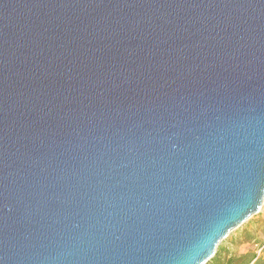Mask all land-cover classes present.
Wrapping results in <instances>:
<instances>
[{
    "label": "water",
    "instance_id": "obj_1",
    "mask_svg": "<svg viewBox=\"0 0 264 264\" xmlns=\"http://www.w3.org/2000/svg\"><path fill=\"white\" fill-rule=\"evenodd\" d=\"M264 204V0H0V264H206Z\"/></svg>",
    "mask_w": 264,
    "mask_h": 264
},
{
    "label": "trees",
    "instance_id": "obj_2",
    "mask_svg": "<svg viewBox=\"0 0 264 264\" xmlns=\"http://www.w3.org/2000/svg\"><path fill=\"white\" fill-rule=\"evenodd\" d=\"M245 242L253 243L245 252H227L219 248L216 255L206 264H264V238L257 239L246 229L243 233Z\"/></svg>",
    "mask_w": 264,
    "mask_h": 264
},
{
    "label": "rangeland",
    "instance_id": "obj_3",
    "mask_svg": "<svg viewBox=\"0 0 264 264\" xmlns=\"http://www.w3.org/2000/svg\"><path fill=\"white\" fill-rule=\"evenodd\" d=\"M248 229L250 233L257 239L264 238V204L260 213L252 216L244 224V226L233 231L226 239H224L219 247L225 249L227 252L242 253L249 247H254L253 243L245 242L244 231ZM217 249V251H218Z\"/></svg>",
    "mask_w": 264,
    "mask_h": 264
}]
</instances>
